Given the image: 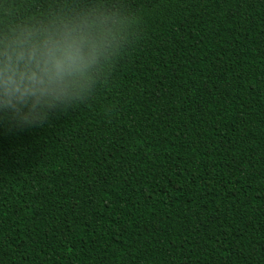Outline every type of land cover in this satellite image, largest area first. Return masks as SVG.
<instances>
[{
    "label": "trees",
    "instance_id": "trees-1",
    "mask_svg": "<svg viewBox=\"0 0 264 264\" xmlns=\"http://www.w3.org/2000/svg\"><path fill=\"white\" fill-rule=\"evenodd\" d=\"M117 14L88 95L0 115V264H264V0H0V32Z\"/></svg>",
    "mask_w": 264,
    "mask_h": 264
},
{
    "label": "clouds",
    "instance_id": "clouds-1",
    "mask_svg": "<svg viewBox=\"0 0 264 264\" xmlns=\"http://www.w3.org/2000/svg\"><path fill=\"white\" fill-rule=\"evenodd\" d=\"M123 27L115 13L83 10L0 32V115L38 126L84 99Z\"/></svg>",
    "mask_w": 264,
    "mask_h": 264
}]
</instances>
